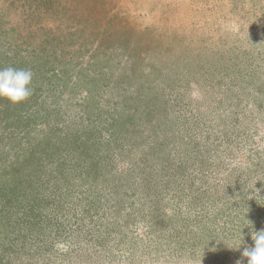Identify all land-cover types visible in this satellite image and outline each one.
<instances>
[{
	"label": "rangeland",
	"instance_id": "obj_1",
	"mask_svg": "<svg viewBox=\"0 0 264 264\" xmlns=\"http://www.w3.org/2000/svg\"><path fill=\"white\" fill-rule=\"evenodd\" d=\"M7 66L0 264H235L264 229V0H0Z\"/></svg>",
	"mask_w": 264,
	"mask_h": 264
},
{
	"label": "clouds",
	"instance_id": "obj_2",
	"mask_svg": "<svg viewBox=\"0 0 264 264\" xmlns=\"http://www.w3.org/2000/svg\"><path fill=\"white\" fill-rule=\"evenodd\" d=\"M34 73L31 69L15 68L13 66L0 67V98L12 104L27 100L33 93L32 80ZM242 230V229H241ZM253 244L247 246L241 238L234 242L232 249L239 250L242 244L246 246L241 251V256L235 264H264V229L250 232Z\"/></svg>",
	"mask_w": 264,
	"mask_h": 264
}]
</instances>
